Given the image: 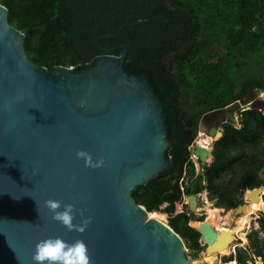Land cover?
Here are the masks:
<instances>
[{
  "label": "water",
  "instance_id": "95a60500",
  "mask_svg": "<svg viewBox=\"0 0 264 264\" xmlns=\"http://www.w3.org/2000/svg\"><path fill=\"white\" fill-rule=\"evenodd\" d=\"M120 48L121 56L103 48L106 54L80 71H50L29 59L25 34L0 4V264H33L36 244L55 237L83 240L91 264H190L181 236L150 219L133 198L172 159L167 107L147 76L124 70L128 46ZM256 94L248 109L264 112V92L263 99ZM226 123H238L231 109L213 121L207 136L220 140ZM80 151L102 166H86ZM192 153L203 164L213 160V147ZM251 189L227 212L232 229L251 209L249 202L263 199L264 183ZM49 199L74 205L75 225L91 218L85 231L55 221ZM187 199L195 214L198 196ZM195 229L207 253L233 244L207 220Z\"/></svg>",
  "mask_w": 264,
  "mask_h": 264
},
{
  "label": "trees",
  "instance_id": "16d2710c",
  "mask_svg": "<svg viewBox=\"0 0 264 264\" xmlns=\"http://www.w3.org/2000/svg\"><path fill=\"white\" fill-rule=\"evenodd\" d=\"M0 4L9 10V23L25 34L29 59L50 71L57 66L74 67L73 71L93 66L106 54L98 43L101 36L113 35L101 40L104 48L128 46L124 70L147 76L167 107L172 159L170 167L139 186L133 198L150 213L168 214L171 228L197 258L206 247L190 225L197 218L183 195L206 189L215 208L229 211L243 202L240 195L264 183V112L247 107L252 93L264 92V0H0ZM239 102L245 105L243 111ZM228 109L237 110L238 125L221 126L224 134L213 145V160L209 164L198 160V172L190 147L201 121ZM261 199L251 202L255 209H264ZM177 204H183L180 213ZM257 224L259 228L246 236V247L236 248L225 263L264 264V212Z\"/></svg>",
  "mask_w": 264,
  "mask_h": 264
},
{
  "label": "clouds",
  "instance_id": "9594fccd",
  "mask_svg": "<svg viewBox=\"0 0 264 264\" xmlns=\"http://www.w3.org/2000/svg\"><path fill=\"white\" fill-rule=\"evenodd\" d=\"M77 155L85 160L86 166H102V161L94 163L91 155L85 151H80ZM45 204L53 213L52 218L68 228L69 231L75 230L82 233L85 231L86 225L91 222V218H88L84 221V225L73 224L75 206L72 204L62 205L60 201L52 199L47 200ZM32 260L33 264H91L89 249L83 240L77 239L69 243L62 237L47 238L37 243Z\"/></svg>",
  "mask_w": 264,
  "mask_h": 264
},
{
  "label": "rangeland",
  "instance_id": "374dc122",
  "mask_svg": "<svg viewBox=\"0 0 264 264\" xmlns=\"http://www.w3.org/2000/svg\"><path fill=\"white\" fill-rule=\"evenodd\" d=\"M221 50L219 49V51H218V53L220 52ZM251 63V66L253 67V68H255V63H254V61H252V62H250ZM257 95V97L258 98H261V99H263V93H257L256 94ZM238 107H239V109H243L244 107H245V105L242 103V102H239L238 103ZM247 107H249V104L247 105ZM229 110V109H228ZM231 110H233L234 111V114H235V117L238 119V112H237V110L236 109H231ZM214 114V113H213ZM209 116H212V115H209ZM238 125V123L235 125V126H237ZM207 131H208V126H206L205 124H201L200 125V129H199V133H198V136H197V138L195 139V143L197 144V143H199V138L202 136V135H204V136H206V137H208L207 136ZM212 140H210V142H209V145H208V147H209V149H211L212 147H213V145H214V139L213 138H211ZM216 139H218V137L216 138ZM191 152H192V148H191ZM194 160L196 161V168H197V170H201V166H200V163H198V160H197V158H195L194 157ZM212 161V157L208 160L207 159V161L205 162V164H209L210 162ZM263 177H264V174H263ZM247 193H248V191L247 192H245L243 195H240L239 197H240V200H242L243 202L246 200V195H247ZM199 200V199H198ZM188 201L186 202V204L188 205ZM210 208H212V209H214L215 207H214V204H213V202H210V204H208V205H206V204H204L203 202H201L200 200H199V205H198V210H197V212L195 213V216H196V218H197V220L196 221H192L191 222V224H192V227H197V226H194V225H196V223H200V222H204L205 220H207L208 219V217H209V215H208V210L210 209ZM217 209H220V210H222V215L223 216H226L227 215V212L228 211H226V210H224V209H221V208H217ZM178 210H183V207L182 206H178ZM255 212L257 213V214H255V215H253V217H252V220H251V223L247 226V228L245 229V230H243L242 232H239L237 235H239V236H237V235H235L234 236V245H236L235 246V248L236 247H243V246H245L246 247V245L248 244V240H247V238H246V236H247V234L248 233H250L252 230H255V229H258L259 228V225L257 224V220H258V218L260 217V213L261 212H264V209L263 210H259V208L258 209H255ZM157 213H159V214H161L163 217H164V221H165V223H167V224H169V215L168 214H165V213H162V212H157ZM248 213V212H247ZM230 219V218H229ZM252 225V226H251ZM226 228H231V226L230 225H227L226 226ZM249 228V229H248ZM244 233V234H243ZM242 238H245L246 239V243L242 240ZM206 249H207V247H206ZM206 249L204 250V251H202L199 255H198V257L197 258H193L192 257V254H191V251H190V249L186 246V253H187V257H188V260H189V262H190V264H208L209 262L207 261V256H206ZM218 253V252H217ZM231 254H233V249H231V251H230V253L229 254H226V255H218L217 256V259H215L214 260V263L213 264H218V262L219 261H221L222 263H223V261H224V258L225 257H228V256H230ZM206 261V262H205ZM208 262V263H207ZM260 263V261H257V263L256 264H259ZM209 264H212V263H209ZM236 264V263H235Z\"/></svg>",
  "mask_w": 264,
  "mask_h": 264
},
{
  "label": "bare ground",
  "instance_id": "6f19581e",
  "mask_svg": "<svg viewBox=\"0 0 264 264\" xmlns=\"http://www.w3.org/2000/svg\"><path fill=\"white\" fill-rule=\"evenodd\" d=\"M210 140H212L211 138H209V137H206V136H204V135H202L200 138H199V143H197V145L199 146V147H204V148H208L209 149V147H208V145H209V142H210ZM211 158V156L208 158V160ZM248 193H250V191H248ZM262 200V202H264L263 201V199H261ZM246 201V200H245ZM259 201V200H258ZM249 205H250V207H251V209L248 211V213H246L242 218H240L238 221H237V224L233 227V229L232 228H226V226L227 225H230L231 226V220L229 219V216L228 215H226V216H223L222 215V210H220V209H217V208H214V209H212V208H210L209 210H208V215H209V217H208V219H207V222L211 225V226H213L214 228H216V230L218 231V232H223V233H225V234H230V236H231V242L233 241V239H234V236L235 235H237L239 232H242L243 230H245L246 228H247V226L251 223V220H252V217H253V215H255V214H257L254 210H255V208H254V205H253V203H250L249 202ZM149 218L150 219H156L157 221H159V222H161L163 225H165V226H167V227H169L168 226V224L167 223H165V221H164V217L161 215V214H159V213H157V212H155V213H150L149 214ZM194 226H199V224L198 223H196V225H194ZM252 226V225H251ZM170 228V227H169ZM249 229V228H248ZM244 234V233H243ZM240 235V234H239ZM239 235H237V236H239ZM240 237V236H239ZM242 240L245 242L246 241V239L245 238H242ZM246 243V242H245ZM230 251H231V248H230V246H228V244L224 247V248H222V250H220L218 253H206V256H207V261L209 262V263H214V260L215 259H217V256L218 255H226V254H229L230 253ZM206 262V261H205ZM207 262V263H208ZM208 263V264H209ZM232 264H235V263H232Z\"/></svg>",
  "mask_w": 264,
  "mask_h": 264
},
{
  "label": "built area",
  "instance_id": "2783aa9c",
  "mask_svg": "<svg viewBox=\"0 0 264 264\" xmlns=\"http://www.w3.org/2000/svg\"><path fill=\"white\" fill-rule=\"evenodd\" d=\"M69 69L70 70H74V67H69ZM244 109H242V111H243ZM196 147H199L195 142L191 145V147H190V149L192 148V151L196 148ZM194 155H193V153H192V156H191V158L194 160ZM196 158V157H195ZM198 160V159H197ZM194 162H195V164H196V161L194 160ZM199 163V162H198ZM198 172H199V170H197ZM198 199L201 201V202H203L204 204H206V205H208V204H210V199H209V193H208V191L205 189V190H203L200 194H198ZM183 200H184V203L186 204V202L188 201V199H187V196L186 195H183ZM178 206H182L183 207V204H177V213H180V212H182L183 210H178ZM190 225L192 226V224L190 223ZM201 243H202V245L203 246H205L204 245V243L202 242V240H201ZM235 246L236 245H234V240H233V244L230 246V248L231 249H233V254H234V252H235ZM244 248H245V246H243ZM232 263H235L234 261L233 262H230V263H222L221 261H219L218 262V264H232Z\"/></svg>",
  "mask_w": 264,
  "mask_h": 264
},
{
  "label": "flooded vegetation",
  "instance_id": "af4514ba",
  "mask_svg": "<svg viewBox=\"0 0 264 264\" xmlns=\"http://www.w3.org/2000/svg\"><path fill=\"white\" fill-rule=\"evenodd\" d=\"M134 25V24H133ZM110 36H112L113 37V35L112 34H109L107 37H104V36H101L100 38H99V40H98V43H99V41L101 42V40L103 39V38H111ZM100 45V44H99ZM122 45H125V44H118L117 46H115V47H112V48H104L103 46H101V48L103 49H114L113 51H116V50H118V49H122V48H120V46H122ZM127 46V45H126ZM116 48V49H115ZM123 50V49H122ZM112 51V52H113ZM122 54V53H121ZM121 56V55H120ZM94 64V63H93ZM89 66H92V65H89ZM228 111V110H227ZM227 111H225V112H227ZM225 112H222V113H215V114H213L212 116H205V117H203V119H202V121H201V124L203 123V124H205L206 126H208V131H207V134L209 133V131H210V128H211V126H212V123H213V121L215 120V119H217V118H219V117H221V116H223L224 114H225ZM198 196V195H197ZM198 205H199V200H198ZM194 222V221H193ZM236 248H238V247H236ZM232 255V254H231ZM223 263H225L224 261H223ZM230 263V262H229Z\"/></svg>",
  "mask_w": 264,
  "mask_h": 264
},
{
  "label": "crops",
  "instance_id": "0c3cea01",
  "mask_svg": "<svg viewBox=\"0 0 264 264\" xmlns=\"http://www.w3.org/2000/svg\"><path fill=\"white\" fill-rule=\"evenodd\" d=\"M205 135V134H204Z\"/></svg>",
  "mask_w": 264,
  "mask_h": 264
}]
</instances>
